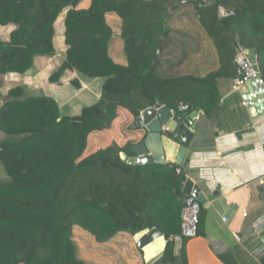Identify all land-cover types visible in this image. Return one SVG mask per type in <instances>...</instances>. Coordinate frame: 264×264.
<instances>
[{"label":"trees","instance_id":"obj_1","mask_svg":"<svg viewBox=\"0 0 264 264\" xmlns=\"http://www.w3.org/2000/svg\"><path fill=\"white\" fill-rule=\"evenodd\" d=\"M81 1L0 0V26L11 27L8 40L0 39V80L28 73L36 57L56 55V23L64 13L66 58L50 83L67 70L106 79L98 103L76 117H62L51 97L30 96L19 85L9 89L0 106V165L7 175L0 179V264H87L77 255L75 226L98 243L123 231L161 230L167 240L163 263L188 264V241L178 257L170 240L181 234V167L130 165L122 154L132 143L83 158L88 137L112 127L121 108L139 117L158 103L172 109L183 104L211 115L220 103L216 79L228 73L239 46L256 51L264 79V0H92L87 9L72 8ZM191 1L222 69L204 78L162 76L170 14ZM218 6L235 15L219 19ZM108 14L122 20L126 66L110 56ZM219 258L229 263L227 256Z\"/></svg>","mask_w":264,"mask_h":264},{"label":"crops","instance_id":"obj_2","mask_svg":"<svg viewBox=\"0 0 264 264\" xmlns=\"http://www.w3.org/2000/svg\"><path fill=\"white\" fill-rule=\"evenodd\" d=\"M204 1L210 3V0ZM91 2L82 0L77 8L87 9ZM191 8H197L192 1L170 14L171 36L158 67L162 76L204 78L222 69L218 49L196 15L193 20L197 25L189 26L192 20L185 12ZM106 19L113 30L110 56L115 63L126 66L122 20L116 14H108ZM64 21L65 18L63 29L56 28V55L36 57L33 68L20 75V79L16 78L19 74L6 75L4 98L18 83L26 87L30 96L44 95L54 99L62 117L79 116L83 108L98 103L105 78H89L77 70H67L58 83L49 81L66 58ZM251 50L246 49L249 57ZM235 66V62L230 61L228 73L216 79L220 103L214 112L208 115L202 109L194 110L199 111L194 121L195 130L185 159L178 165L185 181L190 180L205 199L202 203L197 198L203 209L198 236L189 240L185 247L188 264H264V104L260 101L262 97H258L260 86L256 82L236 90ZM262 83L264 90L263 78ZM247 102L249 106L245 105ZM182 105L169 109L180 117L194 112H182ZM155 106L164 105L158 103ZM137 118L128 110L119 109L112 127L89 135L83 158L111 146L120 149L129 143L133 144L131 152L122 156L137 158L133 148L142 144L145 136L143 130L135 129ZM149 231H123L106 243L96 242L91 234L78 226L74 227L73 233L78 258L87 264H148L161 253L164 257L167 244L164 236L140 249L138 241ZM182 249L183 241L175 242L176 256L180 257ZM221 255L227 256L229 263H224L219 258ZM178 262L181 263L180 258Z\"/></svg>","mask_w":264,"mask_h":264},{"label":"water","instance_id":"obj_3","mask_svg":"<svg viewBox=\"0 0 264 264\" xmlns=\"http://www.w3.org/2000/svg\"><path fill=\"white\" fill-rule=\"evenodd\" d=\"M78 4L79 2H75L72 8L76 9ZM251 53L250 60L254 62L257 60L256 51L252 49ZM254 82L260 86L258 97H262L260 101L264 104L262 78L260 77ZM164 112H167V115ZM198 115L199 111H194L189 116L180 117L177 113H172L166 105L153 106L143 110L136 119L135 129L143 130L145 133L143 143L133 148L137 158H128L127 155H124L122 159L130 165L138 166L154 164L182 165L195 130L194 121L197 120ZM183 190L187 197L194 196L205 203L199 189L195 188L190 180L185 181ZM163 237L164 234L161 230H151L141 236L138 247L144 249ZM159 260L160 264H164L163 253L148 264H158Z\"/></svg>","mask_w":264,"mask_h":264},{"label":"built area","instance_id":"obj_4","mask_svg":"<svg viewBox=\"0 0 264 264\" xmlns=\"http://www.w3.org/2000/svg\"><path fill=\"white\" fill-rule=\"evenodd\" d=\"M217 15L219 19L224 20L233 17L235 13L233 11L227 10L223 6H218ZM234 62L237 72L235 80L236 90L241 89L242 87L261 77L258 59L252 62L245 48L239 46L236 49ZM245 105L249 106V103L247 102ZM180 109L182 112L189 111V107L187 105H182ZM177 172L181 173V170L178 169ZM202 209V204L197 200L196 197H186L181 216V234L171 236L170 240L174 242H182L183 240L189 241L196 238L198 236V227ZM223 219L224 221L227 220L226 218Z\"/></svg>","mask_w":264,"mask_h":264},{"label":"rangeland","instance_id":"obj_5","mask_svg":"<svg viewBox=\"0 0 264 264\" xmlns=\"http://www.w3.org/2000/svg\"><path fill=\"white\" fill-rule=\"evenodd\" d=\"M185 15L189 18V20H192V23H189V26H195V25H197L194 22V20H193L194 17H195L194 8H191L189 11L185 12ZM65 16H66V14L64 13L60 17V19L58 20V22L56 23L57 30L63 29V19L65 18ZM10 31H11V27H1L0 26V39L8 40ZM16 78L17 79H20L21 76L20 75H17ZM14 85H19V84L16 83ZM4 96H6V76L3 77V78H1V80H0V104L4 100ZM1 139H2V136L0 135V141H1ZM0 179L2 181L7 180V175H6L4 169L2 168L1 165H0Z\"/></svg>","mask_w":264,"mask_h":264}]
</instances>
